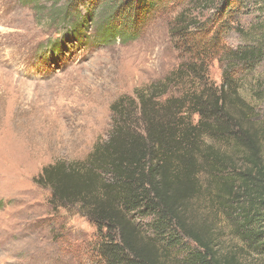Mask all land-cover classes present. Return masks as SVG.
Instances as JSON below:
<instances>
[{"label": "rangeland", "instance_id": "rangeland-1", "mask_svg": "<svg viewBox=\"0 0 264 264\" xmlns=\"http://www.w3.org/2000/svg\"><path fill=\"white\" fill-rule=\"evenodd\" d=\"M94 1L100 2L0 0V264L97 262V226L78 205L52 204L51 189L36 182L43 168L83 159L106 139L111 104L176 69L188 56L180 46L186 32L202 47L220 35V53L208 63L217 86L233 58L228 51L264 41V0L234 13L224 30V0H159L156 14L135 34H124L139 24L135 10L124 13L117 0ZM80 13L94 17L84 33L72 28ZM105 27L106 40L89 38ZM237 65L234 85L253 108L246 119H264V60L251 69ZM205 184L188 203V213L218 236V258L264 264V256L236 236L221 201ZM146 223L142 234L151 236ZM166 262L181 264L175 251Z\"/></svg>", "mask_w": 264, "mask_h": 264}, {"label": "trees", "instance_id": "trees-1", "mask_svg": "<svg viewBox=\"0 0 264 264\" xmlns=\"http://www.w3.org/2000/svg\"><path fill=\"white\" fill-rule=\"evenodd\" d=\"M117 1L124 13L136 11L139 24L124 32L135 34L156 14L159 0ZM251 2L224 0L223 30ZM74 15L76 33H84L94 20ZM106 32V27L98 29L96 39L106 40ZM186 33L180 46L188 56L176 69L111 104L106 139H99L83 159L45 166L36 179L51 189L54 206L78 205L97 226L94 264H167L172 251L181 264H234L218 258V236L188 213V203L206 182L236 236L264 256V119H246L253 108L234 85L237 64L251 69L264 60V41L228 51L233 58L217 86L208 63L220 53V35L202 47ZM143 220L151 236L142 234Z\"/></svg>", "mask_w": 264, "mask_h": 264}, {"label": "clouds", "instance_id": "clouds-1", "mask_svg": "<svg viewBox=\"0 0 264 264\" xmlns=\"http://www.w3.org/2000/svg\"><path fill=\"white\" fill-rule=\"evenodd\" d=\"M96 35H97V32L92 33L91 36H90L89 38H92V39H93ZM117 39H120V35H116V36H115V40H117Z\"/></svg>", "mask_w": 264, "mask_h": 264}]
</instances>
